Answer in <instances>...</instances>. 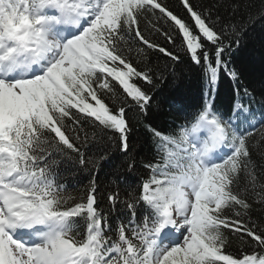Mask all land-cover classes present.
<instances>
[{
    "label": "snow or ice",
    "instance_id": "snow-or-ice-1",
    "mask_svg": "<svg viewBox=\"0 0 264 264\" xmlns=\"http://www.w3.org/2000/svg\"><path fill=\"white\" fill-rule=\"evenodd\" d=\"M179 2L183 15L164 0H0V264H264V89L232 60L264 31V0ZM186 64L201 102L149 120L138 160L129 113L158 111ZM117 152L144 173L101 192Z\"/></svg>",
    "mask_w": 264,
    "mask_h": 264
},
{
    "label": "trees",
    "instance_id": "trees-1",
    "mask_svg": "<svg viewBox=\"0 0 264 264\" xmlns=\"http://www.w3.org/2000/svg\"><path fill=\"white\" fill-rule=\"evenodd\" d=\"M164 2L173 10L178 11L183 15L179 0H164ZM199 5H207L210 0H193ZM257 8L259 7V0H255ZM161 44L165 43L160 37H157ZM152 58L156 60L159 58L163 63L165 58L158 53H150ZM233 67L237 68L241 73L240 79L244 86L254 91L257 98L260 96L261 89H264V31L258 24L255 30L250 31L249 34L242 41L241 48L232 56ZM184 68L178 80L169 78L167 82L160 83L157 90L154 105L159 104V110L154 107L149 117L145 118L135 112L129 113L133 120V132L131 135V149L137 155L138 160L146 159L150 154L151 140L150 134L145 128V124L151 120L156 124L167 126V124L181 115L180 109H190L201 102L203 81L199 70L187 64L182 66ZM232 90L230 81L227 77L222 79L218 101L226 103L230 100ZM124 159L118 152L115 153L112 160L104 164L97 177L101 192L107 190L109 182H115L118 176L121 180V191L129 186H135L140 175L144 173L142 167H137L135 171L126 169V165L121 161ZM254 159L259 162V153L254 154ZM66 182L69 186L75 185L82 188L88 182L87 174H80L75 177H67ZM101 207H107V201L101 200ZM253 219H264V213L259 207L253 212ZM236 245L233 243L232 249L235 250Z\"/></svg>",
    "mask_w": 264,
    "mask_h": 264
}]
</instances>
